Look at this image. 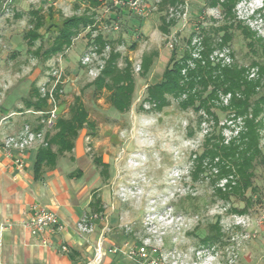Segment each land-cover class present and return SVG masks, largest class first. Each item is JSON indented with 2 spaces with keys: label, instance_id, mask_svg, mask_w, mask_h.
<instances>
[{
  "label": "rangeland",
  "instance_id": "obj_1",
  "mask_svg": "<svg viewBox=\"0 0 264 264\" xmlns=\"http://www.w3.org/2000/svg\"><path fill=\"white\" fill-rule=\"evenodd\" d=\"M206 1L177 0L175 5L167 4L161 10L154 5V10L142 18L112 8L111 0H102L95 10L96 33L114 41L121 55L120 67L125 59L131 62L135 84L129 111L119 114L107 102L106 92L95 97L93 88L87 86L95 79L80 63L89 47L87 29L64 53L46 62L27 52L24 33L33 27L30 12H39L46 23L59 26L63 18L81 15L89 9L87 0H0V91L8 94L11 89L16 90L10 94L11 112L3 113L0 109V117L18 113L15 99L22 102L20 110L24 111L23 100L33 85L43 97L40 85L44 83L48 90L57 82L54 90H60L56 119L65 115L69 104L80 96L90 121L95 124L93 131H80L76 144L81 158L76 163L66 155L63 171H80L79 178L85 180L90 193L102 199L103 216L124 238L132 237L127 232V228L131 229L133 244L148 240L168 264H264V169H257L254 180L261 191L259 198L253 200L246 212L233 213L231 209L242 210L243 203L215 198L208 172L196 182L191 179L192 159L212 127L211 120L199 126L198 115L191 109L180 110L171 98L169 106L161 111L144 101L146 87L160 81L172 51L179 57L193 47V58H197L203 50V37L211 36L214 44L219 41L221 34L215 35L213 29L223 25L224 19L220 9L207 7ZM235 15L237 21L264 40V0H240ZM163 18L167 23L170 21L167 34L160 31ZM46 25L39 30L42 39L35 41L32 50L40 45L43 49L47 47L52 34L45 31ZM114 25L118 30H113ZM133 43L136 48L130 49ZM245 43L235 31L230 44L215 49L212 57L246 66L252 56ZM150 53L157 56L148 73L142 76L143 56ZM51 108L47 102L46 110ZM46 112L41 115L22 112L24 119L20 114L9 117L5 121L7 132L25 122L34 124L35 118H44ZM215 114L219 126H225L223 136L226 139L233 136L240 124L229 122L227 114L218 109ZM47 129L43 125V135ZM261 146L264 149V131ZM98 157L107 164L106 176L94 163ZM223 184L221 181L217 186ZM217 230L219 240L203 243Z\"/></svg>",
  "mask_w": 264,
  "mask_h": 264
},
{
  "label": "trees",
  "instance_id": "obj_2",
  "mask_svg": "<svg viewBox=\"0 0 264 264\" xmlns=\"http://www.w3.org/2000/svg\"><path fill=\"white\" fill-rule=\"evenodd\" d=\"M240 0H207V7L219 8L224 24L213 29L215 35L221 34L219 41L212 43L211 36L203 37V50L193 58L191 48L176 57L172 51L159 82L146 87L145 102H148L157 111L169 106V98L177 102L182 111L191 109L198 115V125L211 120L212 127L203 136L201 148L192 159V181L196 182L199 176H207L212 184L213 196L219 200L229 201L235 199L243 203V209L232 208L233 213H244L253 205V200L259 198L260 189L255 185L257 169H264V149L261 146L264 131V40L243 26L236 20L235 7ZM88 8L81 15L63 18L59 26L46 23L39 12H30L33 27L24 33L27 42V52L42 62L53 56L64 53L71 47L74 39L84 30L89 45L94 44L101 51L110 45L111 51L99 75L87 86L93 88L94 96L100 97L106 92V100L110 107L119 114L129 111L133 101L134 78L131 62L124 60L119 66L120 53L114 46V41L100 33L92 39L96 32L95 10L102 5V0H87ZM177 0H161L159 10L163 6L175 5ZM173 23V21H171ZM45 31L52 34L48 38L46 48L41 45L32 50L36 40L42 39L38 33L43 26ZM172 25V24H171ZM170 21L162 19L160 31L168 33ZM237 31L246 41L245 46L252 56L246 66L235 62L224 63L212 57L215 49L228 46L232 40L233 32ZM192 41H189V44ZM133 43L130 49H135ZM156 53L143 56L141 75L145 76L152 64ZM231 56V54L229 55ZM255 70V73H251ZM55 90V99L58 102V93ZM47 98L38 94V89L31 87L29 96L23 100L25 111L46 112ZM227 114L229 122L240 124L235 134L228 139L223 136V127L215 110ZM46 116H44L45 118ZM43 117L35 118L34 124H29L33 131L43 130L41 121ZM27 123V122H25ZM94 122L90 121L89 113L81 97L76 96L69 104L66 114L58 116L55 124L44 134L45 145L36 148L33 162V176L35 181H41L46 170H53L60 158L69 156L73 159V150L80 131L87 129L93 131ZM97 168L106 176L107 164L100 157L94 159ZM209 168V169H208ZM80 171L71 172L68 178H79ZM224 184L218 187V183ZM189 201V200H188ZM95 212H101L102 206L99 198L94 197L90 205ZM189 208V207H188ZM219 240V230L211 237L203 240Z\"/></svg>",
  "mask_w": 264,
  "mask_h": 264
},
{
  "label": "crops",
  "instance_id": "obj_3",
  "mask_svg": "<svg viewBox=\"0 0 264 264\" xmlns=\"http://www.w3.org/2000/svg\"><path fill=\"white\" fill-rule=\"evenodd\" d=\"M11 90L8 94L4 92L0 106L3 113L11 112L8 107L16 91ZM15 103L18 113L24 112L20 110L22 102L15 99ZM35 151V148L26 150L11 159L0 157V225L10 224L2 233L0 264H135L124 254L109 252L129 238H124L103 216L102 199L101 212L90 206L94 197L100 196L90 193L84 179L67 177L71 171H63L64 158L58 160L53 170H46L41 181L34 180ZM73 154V162L77 163L81 154L76 143ZM33 205L53 211L61 224V229L45 235L48 246H42L39 238L31 237L20 225L29 217ZM83 217L90 219L89 232L79 229ZM99 244L103 255L96 261Z\"/></svg>",
  "mask_w": 264,
  "mask_h": 264
},
{
  "label": "built area",
  "instance_id": "obj_4",
  "mask_svg": "<svg viewBox=\"0 0 264 264\" xmlns=\"http://www.w3.org/2000/svg\"><path fill=\"white\" fill-rule=\"evenodd\" d=\"M161 0H111V7L115 9H123L137 17H147L154 8V5H159ZM89 30V29H87ZM113 30H118V26L114 25ZM96 36V32L92 33L91 38ZM109 46L106 45L101 51L94 44L84 52L80 59L82 66L88 69V75L96 78L105 64V55L109 53ZM54 85L46 90L44 83L40 85L39 90L43 97H46L51 104V109L45 113V118L41 121L47 128H51L56 120V99ZM6 88V87H5ZM5 90V89H4ZM5 91H0V106ZM25 114L41 115L42 112L25 111ZM20 113H11L8 116L0 117V157L5 159H11L14 155H20L26 150L37 148L45 145L43 132H35L32 130L29 124L23 123L22 126L7 132L5 121L14 115ZM18 168H21L20 163L17 164ZM90 219L83 217L79 224V229L89 232L91 228H88ZM9 223H3L0 225V247L2 246V233L9 227ZM22 229L26 231L31 237L39 238L42 246H48L49 241L45 237L47 233H52L61 229V224L57 215L45 208L38 205L31 206L30 215L20 223ZM127 232L132 235L128 240L124 241L121 245L115 246L110 249L111 253L124 254L135 264H168L166 258L159 252L155 245L149 243L148 240H143L139 244H133V231L127 228ZM65 250V247H62ZM103 252L100 248V244L96 250L95 260L99 261Z\"/></svg>",
  "mask_w": 264,
  "mask_h": 264
}]
</instances>
